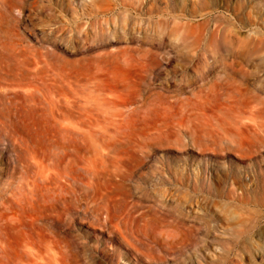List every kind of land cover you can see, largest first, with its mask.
Masks as SVG:
<instances>
[{"label": "rangeland", "instance_id": "rangeland-1", "mask_svg": "<svg viewBox=\"0 0 264 264\" xmlns=\"http://www.w3.org/2000/svg\"><path fill=\"white\" fill-rule=\"evenodd\" d=\"M0 264H264V0H0Z\"/></svg>", "mask_w": 264, "mask_h": 264}]
</instances>
